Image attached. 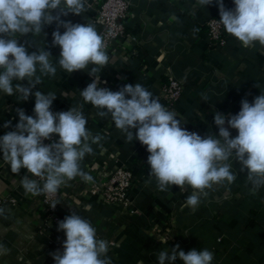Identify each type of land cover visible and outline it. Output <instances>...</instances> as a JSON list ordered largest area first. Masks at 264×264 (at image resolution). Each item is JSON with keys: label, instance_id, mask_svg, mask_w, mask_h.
I'll return each instance as SVG.
<instances>
[{"label": "crops", "instance_id": "obj_1", "mask_svg": "<svg viewBox=\"0 0 264 264\" xmlns=\"http://www.w3.org/2000/svg\"><path fill=\"white\" fill-rule=\"evenodd\" d=\"M97 1L86 0L81 15L70 13L61 18L74 24H93L100 34L101 24L95 13ZM131 1L132 18L125 35L108 55L109 62L98 73L99 87L118 91L125 84L140 83L162 104L160 92L167 76L181 78L188 74L182 97L168 110L183 120L185 129L202 137L218 135L215 112L226 117L237 114L242 99L251 103L264 92V46L256 42L244 47L227 33L225 46L210 45L206 23L220 18L218 6H201L198 0ZM224 4L226 8L234 7L232 0H224ZM55 29L53 23L36 35L16 34L15 38L29 52L49 51L50 61L57 69L54 77L42 76V83L33 93H55L53 112L68 111L71 107L82 111L87 119L86 128L93 136L103 137L99 144L89 141L93 152L81 162L82 170L94 181L120 167L131 169L135 184L130 198L138 211L131 215L122 205L103 204L85 190L92 181L76 177L58 190L60 220L73 211L89 220L97 237L108 241L112 264H159V251L170 250L177 244L185 253L208 249L214 254L212 264H264V187L253 193L246 172H240L239 163L232 161L236 180L206 190L208 195L201 197L194 211L186 205L193 192L189 186L183 191L175 185L160 191L155 178L150 180L148 176L146 146L138 140L127 142L111 118L100 117L99 110L85 103L80 95L93 80L87 73L93 65L71 74L59 66L60 47L51 44ZM60 31L63 33L64 29ZM16 83L13 81V85ZM20 83L26 85L27 81ZM18 96L0 93V136L15 130L14 125L19 122L17 108L34 115V94L27 101ZM6 121H11L13 127L5 128ZM229 131L232 137L238 134L235 129ZM53 136L54 140L59 139ZM2 156L0 153V198L12 197L15 203L0 207V264H55L50 253L62 252L66 237L57 231L58 225L45 224L40 195L25 193L20 179L28 174L26 169L12 173ZM175 264L183 261L177 257Z\"/></svg>", "mask_w": 264, "mask_h": 264}, {"label": "clouds", "instance_id": "obj_2", "mask_svg": "<svg viewBox=\"0 0 264 264\" xmlns=\"http://www.w3.org/2000/svg\"><path fill=\"white\" fill-rule=\"evenodd\" d=\"M232 2L234 7L226 8L224 0H198L201 6H218L220 19L215 22L242 46H253L256 42L264 46V0ZM85 5L86 0H0V93L19 94L21 101H27L33 94L35 97L34 115L17 108L19 122L14 125L15 130L0 136V153L11 172L18 174L26 169L31 174L20 179L25 193L52 196L76 177L93 181L82 170L81 162L86 154H92L91 144H99L103 139L100 135L93 136L86 128L87 119L79 109L71 107L68 111L53 112L55 93L44 94L39 90L33 93L42 83V76L54 77L57 69L50 61L49 51L29 52L15 37L39 34L45 25L53 23L56 29L51 44L60 47L59 66L71 74L93 65L87 72L93 80L80 95L85 103L99 110L100 117H110L127 142L138 140L146 146L148 176L150 180L155 178L160 191H167L173 185L183 191L189 186L193 192L187 197L186 205L194 211L201 197L208 195L206 190L236 180L232 161L239 163L240 172H246L253 193L264 187V92L251 103L242 99L237 114L226 117L215 112L218 135L202 137L188 131L183 120L177 119L174 112L140 83L125 84L118 91L99 87L98 73L109 62L102 35L93 24H74L61 18L70 13L81 15ZM25 80L26 85L20 83ZM13 81L17 83L13 85ZM202 100L208 101L207 97ZM3 126L13 127L11 121ZM229 129L237 130L238 134L232 137ZM54 134L58 140L52 139ZM45 140L51 142L45 144ZM57 204L53 202L50 207L55 209ZM57 231L63 232L66 239L62 242V252L50 253L55 264H112L108 241L98 238L96 228L76 211L58 221ZM179 249L177 244L170 250L159 251V264H175L177 257L183 264L213 262L214 254L206 248L187 253Z\"/></svg>", "mask_w": 264, "mask_h": 264}, {"label": "built area", "instance_id": "obj_3", "mask_svg": "<svg viewBox=\"0 0 264 264\" xmlns=\"http://www.w3.org/2000/svg\"><path fill=\"white\" fill-rule=\"evenodd\" d=\"M96 17L101 24L100 34L106 44L107 55L113 53L114 46L122 39L126 33V28L133 14V3L131 0H98L96 6ZM220 18H211L207 21L208 37L210 45L215 47L225 46L228 42L224 35L223 27L219 26L215 20ZM188 77H176L172 74L167 76V82L162 87L160 99L162 104L170 109L181 97L185 88V80ZM54 140V136L52 137ZM51 141L45 140L44 143ZM135 184L134 175L128 167H120L102 175L98 180H94L85 188L86 192L98 198L105 205H122L127 208L131 215L138 211L135 208L131 198L130 191ZM42 208L44 211V222L46 225L56 224L60 218L57 216L59 208L60 193L59 191L52 195H40ZM58 203L53 209L51 204ZM15 199L0 198V207L4 204H14Z\"/></svg>", "mask_w": 264, "mask_h": 264}, {"label": "trees", "instance_id": "obj_4", "mask_svg": "<svg viewBox=\"0 0 264 264\" xmlns=\"http://www.w3.org/2000/svg\"><path fill=\"white\" fill-rule=\"evenodd\" d=\"M223 29H224V28H223ZM223 33H224V35L226 36V31H225V30L223 31Z\"/></svg>", "mask_w": 264, "mask_h": 264}]
</instances>
